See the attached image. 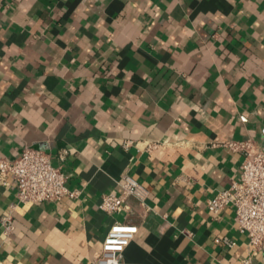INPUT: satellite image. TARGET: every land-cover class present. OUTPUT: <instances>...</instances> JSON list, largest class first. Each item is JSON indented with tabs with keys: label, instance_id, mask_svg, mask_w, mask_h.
<instances>
[{
	"label": "crops",
	"instance_id": "1",
	"mask_svg": "<svg viewBox=\"0 0 264 264\" xmlns=\"http://www.w3.org/2000/svg\"><path fill=\"white\" fill-rule=\"evenodd\" d=\"M250 138L264 144V0H0V157L46 151L79 193L24 205L0 184V264H96L115 219L139 227L127 262L240 264L234 209L208 201L240 179L224 143ZM125 173L146 205L110 216Z\"/></svg>",
	"mask_w": 264,
	"mask_h": 264
},
{
	"label": "built area",
	"instance_id": "2",
	"mask_svg": "<svg viewBox=\"0 0 264 264\" xmlns=\"http://www.w3.org/2000/svg\"><path fill=\"white\" fill-rule=\"evenodd\" d=\"M160 143H152L151 147ZM225 146L244 156L240 179L219 191L208 201L209 210L219 215L227 207L234 209L237 228L248 237L249 254L242 258L240 264H258L257 257L264 249V144L254 139L229 140ZM67 150L60 155L65 159ZM12 177L17 189L19 200L24 205H33L46 201H60L64 197H76L79 193L67 185L70 175L61 167L54 166L50 153L26 147L15 159L0 157V184L9 183ZM121 194L107 193L102 197L100 208L110 216L130 209L129 198L136 199L146 205L149 190L132 175L125 173L118 183ZM1 226L6 235L15 229L14 209L5 213ZM139 227L130 222L115 219L103 240L102 252L96 264H141L124 260L126 248L135 239ZM233 245L228 238L217 239Z\"/></svg>",
	"mask_w": 264,
	"mask_h": 264
}]
</instances>
